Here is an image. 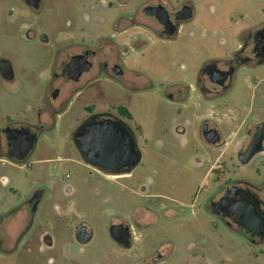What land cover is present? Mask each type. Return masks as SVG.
<instances>
[{
  "label": "rangeland",
  "instance_id": "374dc122",
  "mask_svg": "<svg viewBox=\"0 0 264 264\" xmlns=\"http://www.w3.org/2000/svg\"><path fill=\"white\" fill-rule=\"evenodd\" d=\"M125 1L41 0L34 9L26 0H0V61L14 72L7 81L0 70L2 142L7 128L39 125L50 70L64 53L100 39L120 41L119 18L155 0ZM194 3L197 19L210 25L223 20L225 6L234 9L237 28L264 22V0ZM200 25L184 26L174 40L131 28L124 77L100 75L63 108L54 106L59 111L42 122L24 161L0 151V217L12 212L0 231L19 235L25 204L38 200L26 240L0 253V264H264V244H253L211 210L213 198L236 183L264 193V154L243 165L238 152L246 129L264 122V67L242 70L226 93L202 96L198 71L214 58L227 60L236 40L225 24L213 38H192ZM88 107L95 115L116 114L118 107L131 113L132 121H122L135 132L140 161L127 174L112 177L89 166L76 149L74 131L88 119ZM205 125L219 132L217 145L203 138ZM119 226L131 234L129 249L112 236ZM80 227L90 240L77 238Z\"/></svg>",
  "mask_w": 264,
  "mask_h": 264
},
{
  "label": "flooded vegetation",
  "instance_id": "af4514ba",
  "mask_svg": "<svg viewBox=\"0 0 264 264\" xmlns=\"http://www.w3.org/2000/svg\"><path fill=\"white\" fill-rule=\"evenodd\" d=\"M125 1V0H124ZM175 6L171 1L155 0L151 3H147L141 6L136 14L130 16H122L116 22L115 30L116 36L120 37V41H115L113 38L100 39V45L92 43L91 45H79L74 47V51L71 54L64 53L60 58L56 67L50 70L49 83L44 91L42 98V106L39 108V125L32 126H17L10 127L12 129L27 128L29 133L39 137L42 129V122L47 119H53V116L59 111L54 107V104H59L60 107H64L66 104L71 102V99L79 92L80 88L86 84L91 83L94 79L100 75H106L113 79H120L125 76L127 72L126 59L129 49V31L131 28H143L145 31L152 33L154 37L164 40H174L182 32L184 26L192 24V29L201 22L198 26L199 32H192L190 36L192 38L201 35V38L210 39L219 32H225V28H221L222 24L227 25L228 35L233 37L236 42L234 43V50L231 51L230 56L227 60L212 59L202 65L198 71V77L196 78V87L202 96L212 98L216 94L226 93L230 91L234 85L238 74L244 69L263 68L264 67V22L255 24L253 27L237 28L235 17L232 16L234 9L231 7L219 6L218 9H222L224 13L223 20L219 24L210 25L208 22H202L199 18L197 6L195 0H188L186 3L178 5L174 0ZM126 3V1H125ZM41 4V2H40ZM125 5V4H124ZM178 5V7H176ZM215 15V10L213 11ZM205 24V25H203ZM197 27V28H198ZM141 34V31H138ZM225 41V40H223ZM13 81V80H12ZM169 98L173 99V95L169 94ZM57 105V106H59ZM119 108V107H118ZM89 113L88 119L74 131L73 141L76 145V149L81 153L78 147L82 141V134L85 131V125L90 122L102 121V120H122V115L117 111L116 114H93V108L88 107ZM125 118V117H123ZM264 122H258L252 125L250 130L245 131V141L240 143L239 156L247 153L250 149L253 140L259 134V127ZM209 127V126H208ZM130 128V127H129ZM210 130H216L210 128ZM133 136V140L137 148V139L135 132L130 128ZM139 130V129H138ZM5 138V145L0 138V151L8 157L9 149L7 147V134L2 132ZM219 133V132H218ZM18 136V135H17ZM218 144V143H217ZM216 144V145H217ZM4 150V151H3ZM257 154H264V146L259 145L257 147ZM15 151H11L13 153ZM84 161L89 166V158L86 155L81 154ZM9 158V157H8ZM17 161L15 159H11ZM135 165V164H134ZM132 164V166H134ZM132 166H125L114 170H104L112 177L123 176L127 174V171L132 169ZM94 167V166H93ZM237 187L238 198L243 197L242 192L244 190H250L253 195L257 198L260 203V210L264 213V193L263 191H257L254 187L247 183H236L229 187H226L223 191L218 193L212 200V202L220 201L226 194V192ZM219 196V197H218ZM218 197V198H217ZM217 198V199H216ZM38 200L33 197L29 199L25 204L28 209L26 215V225L21 233L17 236H11L0 231V253H12L18 247L20 243L26 240L27 234L30 230L33 214L36 210ZM12 212L3 214L0 220L5 217H9ZM31 217V218H30ZM221 218V217H220ZM227 224L238 230L244 237H246L253 244H264V236L257 235L254 232H247L242 227H238L235 224H231L229 218H225ZM114 233L113 238L126 249L132 246V237L130 232L125 231L124 227L119 226ZM84 229L85 234H89L87 229ZM126 233L128 238H126ZM43 236V235H42ZM44 240L46 243L51 245V239L49 236H45ZM120 241H124L121 243ZM126 241V243H125Z\"/></svg>",
  "mask_w": 264,
  "mask_h": 264
},
{
  "label": "water",
  "instance_id": "95a60500",
  "mask_svg": "<svg viewBox=\"0 0 264 264\" xmlns=\"http://www.w3.org/2000/svg\"><path fill=\"white\" fill-rule=\"evenodd\" d=\"M40 2L41 0H26V3L34 9L40 7ZM0 70L5 80L14 79V72L9 61L1 60ZM84 127L85 131L78 149L83 151L81 154L84 153L86 158H89L90 165L102 170H114L139 163L140 153L136 150L132 132L122 120L95 121L87 123ZM4 132L7 134L9 159L22 162L34 151L37 138L30 134L27 128H7ZM202 136L211 145H216L221 139L218 131L210 130L208 125L203 127ZM263 140L264 124L259 127V134L253 140L250 149L240 156L241 164L245 165L259 153L257 147L262 145ZM12 150L15 152L11 153ZM238 190L239 188L233 187L220 201L213 202L211 204L212 213L221 217L223 221L226 217L229 218L231 224L242 227L247 232L264 236V213L260 210L259 201L250 190H244L243 197L238 198ZM119 228L114 227L112 233ZM124 229L127 232V229ZM84 231L79 228L76 232L77 238L84 241L90 240L91 235L85 234ZM126 238H128L127 233ZM120 242L124 243V241Z\"/></svg>",
  "mask_w": 264,
  "mask_h": 264
},
{
  "label": "trees",
  "instance_id": "16d2710c",
  "mask_svg": "<svg viewBox=\"0 0 264 264\" xmlns=\"http://www.w3.org/2000/svg\"><path fill=\"white\" fill-rule=\"evenodd\" d=\"M117 111L123 116L125 117L126 119L132 121L133 120V117L131 115V113L129 112L128 109H126L125 107H119L117 108Z\"/></svg>",
  "mask_w": 264,
  "mask_h": 264
},
{
  "label": "crops",
  "instance_id": "0c3cea01",
  "mask_svg": "<svg viewBox=\"0 0 264 264\" xmlns=\"http://www.w3.org/2000/svg\"><path fill=\"white\" fill-rule=\"evenodd\" d=\"M54 106H57V104H56V105H54ZM4 141H5V138L3 139V144L5 143Z\"/></svg>",
  "mask_w": 264,
  "mask_h": 264
}]
</instances>
